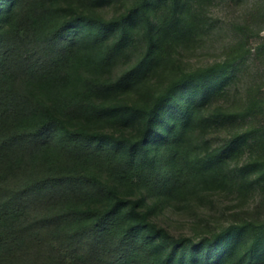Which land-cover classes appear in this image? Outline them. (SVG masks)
Here are the masks:
<instances>
[{
	"label": "trees",
	"instance_id": "1",
	"mask_svg": "<svg viewBox=\"0 0 264 264\" xmlns=\"http://www.w3.org/2000/svg\"><path fill=\"white\" fill-rule=\"evenodd\" d=\"M70 1L0 5V264H46L48 256L72 251L79 264H264L262 226H230L197 250L190 238L170 236L142 211L140 200L124 197L94 171L105 168L126 191L142 186L166 199L190 195L197 176L204 183L213 179L206 173L220 152L213 150L202 165L192 159L182 141L184 124L180 129L163 120L162 111L179 95L195 97L215 87L222 66L185 73L150 107L107 103L136 85L142 71L133 68L112 80L76 70L89 63L112 66L118 44L95 49L105 33L126 31L139 17L151 31L147 2L116 22L79 14ZM59 11L67 17L60 19ZM182 22L175 1L158 35L177 34ZM188 117L185 111L183 119ZM130 119L146 120L138 141L84 126ZM81 120L79 127L66 124ZM66 222L74 227L62 230ZM245 228L253 237L243 249Z\"/></svg>",
	"mask_w": 264,
	"mask_h": 264
},
{
	"label": "rangeland",
	"instance_id": "2",
	"mask_svg": "<svg viewBox=\"0 0 264 264\" xmlns=\"http://www.w3.org/2000/svg\"><path fill=\"white\" fill-rule=\"evenodd\" d=\"M3 1L0 0V5ZM175 1L183 20L180 30L172 36H159L161 19ZM70 2L79 14L116 22L147 2L151 31L143 17H139L126 31L117 27L105 33L95 49L118 44L112 66L98 69L89 63L76 70L77 75L100 74L112 80L133 68L142 71L143 76L136 85L119 90L104 100L107 103L150 107L155 96L185 73L216 64L222 66L220 81L215 87L195 97L179 95L162 111L163 120L177 123L180 129L181 123L184 124L182 141L189 146L192 159L202 165L213 156V150L220 152L206 173L213 179L204 183L203 177L197 176L190 185V195L166 199L142 186L126 191L105 168H94V171L103 181L115 185L124 197L140 200L142 211L170 236L190 238L197 250L206 239H213L233 225L251 223L264 228V0ZM67 14L59 11L62 17H58L62 19ZM76 87L77 84L71 89ZM185 111L189 113L188 119H183ZM66 124L79 127L83 122ZM84 126L91 132L138 141L143 136L146 120H92ZM57 208L52 206L51 210ZM73 227L67 222L60 226L64 231ZM252 237L245 228L240 239L243 249L250 246ZM78 262L73 251L59 258L48 256L45 260L46 264Z\"/></svg>",
	"mask_w": 264,
	"mask_h": 264
}]
</instances>
